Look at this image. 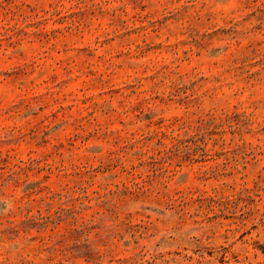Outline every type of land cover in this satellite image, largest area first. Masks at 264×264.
I'll list each match as a JSON object with an SVG mask.
<instances>
[{"label":"rangeland","instance_id":"rangeland-1","mask_svg":"<svg viewBox=\"0 0 264 264\" xmlns=\"http://www.w3.org/2000/svg\"><path fill=\"white\" fill-rule=\"evenodd\" d=\"M0 264H264V0H0Z\"/></svg>","mask_w":264,"mask_h":264}]
</instances>
